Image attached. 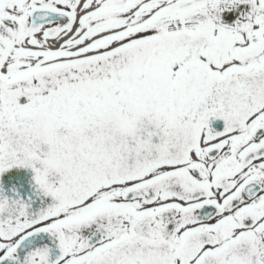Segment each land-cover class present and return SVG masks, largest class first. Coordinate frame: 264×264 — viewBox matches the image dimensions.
<instances>
[{"label":"snow or ice","instance_id":"1","mask_svg":"<svg viewBox=\"0 0 264 264\" xmlns=\"http://www.w3.org/2000/svg\"><path fill=\"white\" fill-rule=\"evenodd\" d=\"M0 264H264V0H0Z\"/></svg>","mask_w":264,"mask_h":264}]
</instances>
